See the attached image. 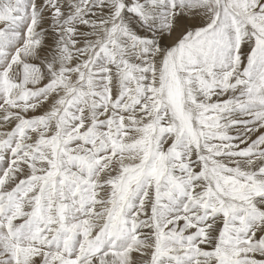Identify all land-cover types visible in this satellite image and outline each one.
<instances>
[{
    "label": "snow or ice",
    "instance_id": "obj_1",
    "mask_svg": "<svg viewBox=\"0 0 264 264\" xmlns=\"http://www.w3.org/2000/svg\"><path fill=\"white\" fill-rule=\"evenodd\" d=\"M0 264H264V0H0Z\"/></svg>",
    "mask_w": 264,
    "mask_h": 264
}]
</instances>
